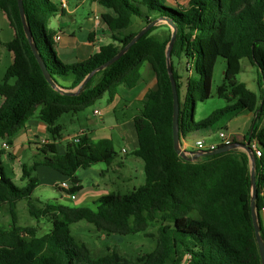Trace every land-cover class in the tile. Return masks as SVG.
Returning <instances> with one entry per match:
<instances>
[{
    "label": "trees",
    "instance_id": "trees-1",
    "mask_svg": "<svg viewBox=\"0 0 264 264\" xmlns=\"http://www.w3.org/2000/svg\"><path fill=\"white\" fill-rule=\"evenodd\" d=\"M97 1L114 13L104 15L114 42L84 62L67 64L58 57L54 33L48 28L58 5L53 0H23L28 25L52 78L62 88H75L149 22L162 16L174 21L178 32L171 62L179 100L182 84L173 57L185 56L194 68L186 82L185 109L192 101L191 119L185 121L181 108V135L208 129L227 113L254 114L243 142L256 139L262 150L261 156L254 151L255 202L264 239V0ZM0 11L14 29L5 44L14 61L0 81V95L5 99L0 109V141L13 144L34 119L45 123L57 141L62 137L63 126L58 120L63 114L83 111L105 95L111 101L120 86H137L147 64L157 77L156 86L147 92L134 117L139 140L134 155L144 161L145 173V183L139 187L102 195L91 205L71 206L56 200L37 205L33 194L40 183L35 174L39 165L78 179L79 169L113 163L118 156L113 141H93L83 134L79 141H70L64 153L58 152L55 142L39 143L33 165L24 167L23 186L8 174L0 149V210L7 205L11 215V229L0 227V264H262L252 215L248 153L234 149L191 161L175 150L173 90L166 54L172 36L168 24L152 27L116 62L95 73L80 94L67 95L47 81L25 33L18 0H0ZM159 29L162 32L156 33ZM219 57L225 59L226 69L217 95L236 101L196 121V104L212 96ZM243 59L258 68L259 93L237 79ZM68 78L72 82L65 86L61 79ZM82 189L79 182H72L69 190H61L71 197ZM22 200H27L29 214L39 223L49 222L47 230L34 236V225L19 224ZM82 220L106 237L142 232L156 247L134 260L110 249L94 256L72 233L71 225Z\"/></svg>",
    "mask_w": 264,
    "mask_h": 264
},
{
    "label": "crops",
    "instance_id": "crops-1",
    "mask_svg": "<svg viewBox=\"0 0 264 264\" xmlns=\"http://www.w3.org/2000/svg\"><path fill=\"white\" fill-rule=\"evenodd\" d=\"M53 2L58 5V11L51 18L48 28L53 31L54 36L59 35L55 41V49L58 57L64 63L84 62L98 53L104 45L114 42L104 19L105 14H114L111 9L103 6L97 0H53ZM11 29L14 35V29L12 27ZM7 42L0 46H5ZM13 61L14 54L11 52V62L13 63ZM187 63L185 58L183 66L186 73L175 67L180 76L181 90L183 89L185 98L187 78L193 74V71H187ZM142 73V81L137 86L133 88L120 86L119 93L113 100L110 101L108 95H105L93 106H90L92 108L88 107L77 113L63 114L58 120V123L63 126L62 137L57 141L52 139L45 123L36 119L31 120L26 129L15 138L10 149H2L1 158L8 174L11 177L12 174H15L13 164L19 162L22 179L24 167L33 165L38 154L39 143L44 140L49 143L55 142L58 152L64 153L73 137L83 132L93 141L111 139L118 156L111 165L106 164V169H103L100 164L87 168L95 172L92 183L85 174L87 172H81L79 169L76 176L83 189L69 198L76 200L77 204L93 202L102 195L122 191L127 184H132L138 175L141 177V173H143L141 168L144 171V161L134 155V151L139 147L134 117L141 111L147 92L157 84V77L150 65L144 66ZM61 82L65 86H69L72 78L61 79ZM4 100L2 96L0 105ZM96 110H99L98 114L95 113ZM186 136H181V144L184 149L189 150V141L186 140ZM251 143L258 145L256 139L251 141L250 145ZM192 150L198 149L195 146ZM35 174L40 179L38 186L52 184L62 192H64L61 190L62 182L72 183L71 177L45 165H39ZM84 184L94 185L85 188ZM63 197L68 198L65 192ZM5 206L7 205L2 206L0 212Z\"/></svg>",
    "mask_w": 264,
    "mask_h": 264
},
{
    "label": "rangeland",
    "instance_id": "rangeland-1",
    "mask_svg": "<svg viewBox=\"0 0 264 264\" xmlns=\"http://www.w3.org/2000/svg\"><path fill=\"white\" fill-rule=\"evenodd\" d=\"M167 24L166 22H160L158 25ZM169 25V24H168ZM138 28V26H136ZM162 30H156V33H161ZM13 37V31L9 24L7 17L4 15L2 11H0V38L2 43H5L11 40ZM185 60V56L182 57H173L174 65L177 69L186 73L185 68L183 66ZM11 52L10 50L2 45L0 46V81H2L7 68L11 65ZM187 70L193 71V65L190 62L187 63ZM226 69V61L223 57H219L213 78V85H212V96L205 100L200 101L196 104L194 109V119L196 121H201L211 115L213 112L223 109L230 104H233L236 100L229 102L224 98H220L217 95L218 86L221 85L224 81V73ZM188 71V72H189ZM257 77H258V68L252 65L248 59L242 60V71L237 75V79L246 83L247 87L259 93L258 84H257ZM2 95H0V102H1ZM186 98L184 96L183 89L180 92V104L183 111V117L186 122H188L191 117L189 116V111H192L193 102H190V106L185 109ZM92 108V107H90ZM89 108V109H90ZM1 109V105H0ZM254 121V115L252 112L245 111L238 115L232 114H225L222 116L220 121L215 124L214 126L208 129H201L199 131L190 133L186 136V140L189 141V150L195 148L196 140L201 137L205 140L206 144L209 145L211 143L219 144L222 141V138L219 135L221 130H227L229 133L232 134L233 138L237 142H243L244 137L249 134L252 124ZM246 142V141H245ZM253 145V143H251ZM102 166L103 169L107 168L106 163L101 162L98 163ZM15 174H12V179L14 182L19 185L23 186L26 184V180L21 179V170L20 163L13 164ZM19 169V173H18ZM87 170V171H85ZM139 171V168H137ZM81 172L85 173L88 178H90V182H93L95 178V172L91 169H81ZM141 177L138 175L132 184H127L122 192H127L135 187H139L145 183V173L141 168ZM141 180V182H140ZM94 184H84L85 188L92 186ZM80 192V191H79ZM62 191L58 190L55 185L52 184H41L36 188L33 194V201L37 205H44V203L48 200H56L64 204H68L71 206H83V205H91L92 202H84L77 204L76 200L63 197ZM78 193V192H77ZM69 199V200H67ZM18 213H19V224L23 226L34 225V236H37L39 233H42L44 230L49 228V222L46 220H42L39 223L35 218H33L29 214L27 200H22L18 204ZM0 227H4L5 230L11 229V215L7 206L3 207L2 211L0 212ZM72 233L76 238L78 244L83 247L86 246L94 256H101L108 252V249L115 250L121 255L134 260L137 256H140L146 252H150L156 247V242L144 235V233H136V234H129V235H119V234H111L106 237V235L96 229V227L85 221H79L71 225ZM155 231V229H151Z\"/></svg>",
    "mask_w": 264,
    "mask_h": 264
},
{
    "label": "water",
    "instance_id": "water-1",
    "mask_svg": "<svg viewBox=\"0 0 264 264\" xmlns=\"http://www.w3.org/2000/svg\"><path fill=\"white\" fill-rule=\"evenodd\" d=\"M18 4H19L21 19H22V23H23L25 33L27 35V38H28L29 43L31 45V48L34 52V55L37 58L47 81L52 85L53 88L59 90L63 94H67V95H78V94H80L83 91L85 85L88 83V81L92 78V76L95 73L104 70L105 68H107L108 66H110L111 64L116 62L120 57H122L138 41V39H140L144 34H146L152 27L158 25L162 21L169 24V26L171 27V30H172V36H171V39L168 43L166 54H167V67H168V72H169V76L171 79L172 90H173V105H174L173 138H174L175 150L181 157H183L186 160H191V161L196 160L199 156L214 155V154H219V153L227 152V151L234 150V149H242L248 153L250 160H251V182H252V190H253L251 207H252L253 222H254L256 238H257V242H258V246H259V251L261 254V258H262V264H264V239H263L262 234H261L259 215L257 212L256 202H255L256 186H257L256 185V170H255V165H256L255 160L256 159H255L253 148L250 145V141L248 140L246 142H233L230 144L221 145V146H219L213 150H186L182 147V144H181V136L182 135H181V131H180L181 106H180L177 83H176V80L174 78L172 62H171V52H172L173 46L175 44L177 32H178V27H177L176 23L174 21H172L170 18L163 17V16L152 20L145 27H143L137 33V35L134 36V38L129 43H127L115 56H113L107 62L98 66L97 68L92 70L89 74H87L86 77L83 79V81L78 86H76L75 88H72V89H66V88L60 87L57 84V82L52 78V76H51V74L47 68V65L45 63V60L43 59V57L41 56V54L39 52V49H38L37 44L34 40L32 31L28 25L23 0H18ZM78 181H79V179L72 178V182L76 183Z\"/></svg>",
    "mask_w": 264,
    "mask_h": 264
},
{
    "label": "built area",
    "instance_id": "built-area-1",
    "mask_svg": "<svg viewBox=\"0 0 264 264\" xmlns=\"http://www.w3.org/2000/svg\"><path fill=\"white\" fill-rule=\"evenodd\" d=\"M59 38V35H55L54 36V40L57 41V39ZM95 113H99V110H96ZM84 133H78L75 137H73V141H79V139L81 138V136ZM220 137L222 138L221 143L216 144V143H211L209 145L206 144L205 140L203 138H199L196 140V148L198 150H213L221 145H225V144H230L234 142V138L232 136L231 133H229L227 130H221L219 132ZM42 143H46V141L44 140ZM253 148V151H255L257 156H261L262 155V150L258 147L257 144H253L251 145ZM0 149H4V150H8L10 149V144L6 141V140H2L0 141ZM71 188V184L68 181L62 182L61 184V189H65V190H69Z\"/></svg>",
    "mask_w": 264,
    "mask_h": 264
}]
</instances>
